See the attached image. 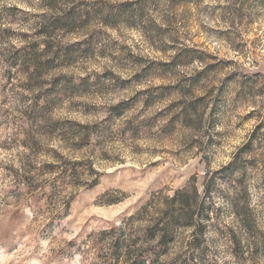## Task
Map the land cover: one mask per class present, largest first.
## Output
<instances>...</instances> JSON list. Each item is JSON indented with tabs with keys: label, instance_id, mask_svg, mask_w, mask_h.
Returning a JSON list of instances; mask_svg holds the SVG:
<instances>
[{
	"label": "clouds",
	"instance_id": "obj_1",
	"mask_svg": "<svg viewBox=\"0 0 264 264\" xmlns=\"http://www.w3.org/2000/svg\"><path fill=\"white\" fill-rule=\"evenodd\" d=\"M87 2L94 8L102 7L101 16H106L111 14V5L123 0ZM217 4L221 8L213 14L211 9ZM161 9L156 22L168 31L157 38L158 42L174 45L176 51L188 47L185 36L191 24L231 30L228 40L216 44L217 54L228 41L234 46L238 41H247V32H256L255 52L258 54L244 50L251 57L248 62L251 67L242 69L247 77L238 79L229 90L232 97L237 93L246 95L248 103L222 119L212 111L215 92L209 94L208 90L218 85L225 73H214L201 81L196 95L206 96V103L193 114L192 126L179 130L172 145L179 152L169 157L162 169L151 172L144 179H141L142 172L132 171L119 161L110 169L100 170L111 171L113 175L90 174L89 155L68 152L65 153L67 161L82 159L85 164L67 181L57 178L58 194L49 203L40 197L52 192L45 182H51L56 173L40 176L37 169L26 163L24 167L15 165L19 170L16 174L0 167V256L4 258L3 264H8L9 260L12 264H140V261L144 264H264V144L257 145L250 153L240 152L245 137L236 127L240 122L237 117L242 120L243 115L253 109L259 113L254 123L264 121V0H193L181 7H169L165 0ZM256 24L260 25L259 30ZM102 27L98 21L92 25V28ZM92 28L86 29L84 35ZM123 31L121 26V34ZM111 55L118 59L122 53L114 51ZM189 59L191 66L179 68L177 77L192 76L207 63L199 62L194 56ZM96 62L109 63L99 57ZM81 67H84L83 61ZM257 72L259 78L253 76ZM101 86L110 87L111 84L104 82ZM8 99L9 103L3 107L10 109L12 115H20L17 107L23 110L32 103L31 100L20 103L12 93ZM134 112L121 117L114 126L105 123L104 127L118 135L123 122L131 119ZM0 119H9V116H0ZM103 119L98 116L81 120V123L91 124ZM100 127L98 124L97 128ZM221 135L228 144L227 150L221 147L208 151V141L215 142ZM230 137L235 139L229 142ZM97 138L99 135H94V141ZM80 139L81 135L76 134L68 142ZM2 140L0 137V142ZM129 143L131 146L139 142ZM151 147L161 145H145L141 150L147 152ZM99 151L103 148L97 150V155ZM125 158L137 159L140 168L151 171L147 169L151 156ZM4 162L7 164L9 160L6 158ZM32 163L38 165L42 161L33 159ZM63 167L71 166L61 163ZM30 172L37 175L32 183H26L24 175ZM177 191L187 199L181 201L176 196ZM114 202H119V206L107 217L78 220L84 208L110 206ZM68 205L73 209L71 216ZM177 217L191 226H179ZM49 222L57 229L60 243L56 246L44 238L50 235L45 227ZM16 245L19 247L8 256L7 248Z\"/></svg>",
	"mask_w": 264,
	"mask_h": 264
},
{
	"label": "rangeland",
	"instance_id": "obj_2",
	"mask_svg": "<svg viewBox=\"0 0 264 264\" xmlns=\"http://www.w3.org/2000/svg\"><path fill=\"white\" fill-rule=\"evenodd\" d=\"M164 2L123 0L110 6V15L101 16L103 8H94L87 0H0V116H9V119H0V137H3L0 167L16 174L19 170L15 165L24 167L26 163L37 169L40 176L56 173L51 182H45L52 192L40 197L42 201L50 203L55 199L58 177L67 181L77 173L78 167L85 164L82 159L67 161L65 153L68 152L77 156L87 153L90 174L113 175L111 171L100 170L110 169L116 161L132 171L142 172L141 179L162 169L168 158L179 152L172 146L179 130L192 126L193 114L206 103V96L196 95L201 81L214 73L224 72L225 75L218 85L208 90L209 94L215 92L213 113L227 119L248 103L246 95L237 93L232 97L229 90L238 79L247 77L242 69L251 67L248 63L251 57L244 50L258 54L255 52L256 32H247V41H238L234 46L228 41L217 54L216 44L220 40H228L231 30L191 24L185 36L188 47L176 51L174 45L160 44L157 39L168 31L156 22ZM167 2L169 7H181L193 3V0ZM220 8L217 4L211 11L215 14ZM220 19L223 22V17ZM97 21L103 25L102 28H92ZM250 23L254 24L253 21ZM89 28L92 30L84 35ZM255 28L259 30L260 25L256 24ZM105 37L110 39L105 40ZM32 49L37 50L40 56H46L44 59L47 61L36 77L33 76V66L25 69L20 60ZM114 51L122 55L117 59L111 55ZM172 52L175 55H171ZM193 56L201 63L207 61L205 67L196 70L192 76L177 77L179 68L191 66L189 57ZM96 57L109 63H97ZM82 61L84 67H81ZM252 63L258 64L259 61ZM86 68L89 71H85ZM259 75L258 72L253 73L257 78ZM104 82H110L111 86L102 87ZM9 93L17 96L20 103L27 100L32 103L23 110L17 107L20 115H12L10 109L3 107L9 103ZM136 109L139 110L134 112ZM129 112H134V115L123 122L118 135L104 127L105 123L114 126ZM98 116L104 119L91 124L81 123V120ZM258 116L259 113L253 109L244 114L242 120L237 117L240 122L236 127L245 137L240 152L250 153L257 145L264 144V121L254 123ZM98 124L100 128H97ZM249 126V131L244 132ZM76 134H80L81 139L69 143ZM97 134L99 138L94 141ZM231 139L235 137H230L229 142ZM130 141L139 143L130 146ZM153 144L161 147H151L147 152L141 150L145 145ZM206 147L208 151L221 147L227 150L228 144L224 143V135H221L215 142L210 139ZM101 148L103 151L97 155ZM132 156H151V162L147 164L151 171L140 168L139 160L125 158ZM6 158L9 160L7 164L4 162ZM13 159L15 163L11 162ZM33 159L42 163L33 164ZM61 163L71 167L61 168ZM36 175L33 172L25 174V182L32 183ZM177 195L182 201L187 199L179 191ZM118 206L119 202L110 206L86 207L78 220L107 217ZM68 208L71 216L73 209L71 205ZM177 224L191 226L183 224L182 219ZM45 227L50 235L44 238L53 246L58 245L60 240L55 225L49 222ZM17 247L19 245L9 246L7 255L11 257ZM3 259L0 256V264H3ZM8 264L12 261L9 260Z\"/></svg>",
	"mask_w": 264,
	"mask_h": 264
},
{
	"label": "trees",
	"instance_id": "obj_3",
	"mask_svg": "<svg viewBox=\"0 0 264 264\" xmlns=\"http://www.w3.org/2000/svg\"><path fill=\"white\" fill-rule=\"evenodd\" d=\"M71 19V18H70ZM60 21V19L58 20ZM61 23V22H59ZM48 51V49H47ZM48 53V52H47ZM46 56L39 55L37 50L32 49L30 53H26L24 56L20 57V60L22 59L23 65L25 66V69H30V67L33 66V76H38L41 69H43L47 64V61L44 59ZM37 72V73H35ZM179 195H177L178 197ZM182 201V199H181ZM182 217L176 218V223L180 222ZM140 264H144L143 261L140 262Z\"/></svg>",
	"mask_w": 264,
	"mask_h": 264
}]
</instances>
